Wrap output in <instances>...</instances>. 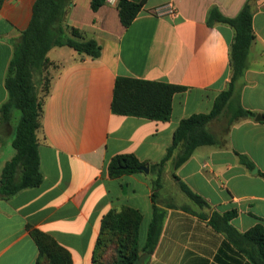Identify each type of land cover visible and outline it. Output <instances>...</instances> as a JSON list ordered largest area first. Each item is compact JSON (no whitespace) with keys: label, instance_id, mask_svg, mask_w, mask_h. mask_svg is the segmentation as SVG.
Instances as JSON below:
<instances>
[{"label":"crops","instance_id":"crops-1","mask_svg":"<svg viewBox=\"0 0 264 264\" xmlns=\"http://www.w3.org/2000/svg\"><path fill=\"white\" fill-rule=\"evenodd\" d=\"M34 2L5 0L0 9V106L7 100L4 79L12 40L28 26ZM247 2L254 41L235 95L245 110L264 118V0H147L127 28L119 21L116 4L106 2L93 12L88 0L83 17L78 0H73L63 25L95 40L101 53L90 59L57 47L47 54L56 68L37 132L43 182L9 200L0 199V264H36L38 247L28 227L67 250L72 264H92L103 216L124 207L142 216L137 237L142 264H251L207 218L213 212L232 213L230 225L239 233L264 230V121L242 118L217 130L213 126L224 117L213 120L207 128L216 145L197 148L176 170L172 159L165 164L156 199L164 220L150 255L141 250L152 219L153 177L142 172L109 178L107 172L111 158L118 155L158 163L182 119L211 111L231 80L234 32L222 24L208 27L207 14L216 7L226 18H234ZM168 6L172 15L166 13ZM55 50L53 59L49 53ZM119 77L183 88L172 98L169 121L114 115L111 101ZM19 117L15 110L10 123L0 129V178L15 155L11 143ZM238 155L254 168L248 170ZM173 175L209 208L181 198Z\"/></svg>","mask_w":264,"mask_h":264},{"label":"trees","instance_id":"trees-1","mask_svg":"<svg viewBox=\"0 0 264 264\" xmlns=\"http://www.w3.org/2000/svg\"><path fill=\"white\" fill-rule=\"evenodd\" d=\"M5 0H0V9ZM73 0H35L28 26L17 39L12 40V56L4 79L7 100L0 106V129L7 126L16 110L20 113L12 148L13 158L8 161L0 178V199L9 200L18 193L34 189L43 182L39 168L37 132L40 128L43 105L49 95L52 75L50 69L56 66L47 58L53 48L68 47L82 57L97 59L101 47L93 39H85L79 30L63 25L68 6ZM147 0H117L119 21L124 28L131 25ZM107 0H90V9L98 11ZM251 7L245 3L237 16L226 18L216 7H211L206 25L229 26L233 32L230 46L231 80L227 88L214 100L208 114H194L182 119L173 133L171 145L164 157L155 164L140 162L134 155L125 154L111 158L107 166L109 178L142 173L147 167L152 179V219L147 230V239L142 253L150 255L155 250L164 220V213L156 206L161 189V175L165 164L172 159L173 169H178L202 146L217 144L215 136L207 125L226 118V127L242 118H254L256 114L245 110L235 95V83L243 75L249 48L254 41ZM183 88L166 83L151 82L119 77L115 81L111 112L114 115L167 122L171 117V101ZM175 154V155H174ZM174 155V157H173ZM239 161L248 170L254 165L243 155ZM264 179V174L260 173ZM179 190L197 207L209 208L207 201L194 193L177 176L173 175ZM190 212L187 208H182ZM201 219L206 216L199 215ZM232 213L221 215L213 212L208 225L223 235L238 249L251 264H264V230L255 227L246 233H239L230 225ZM141 214L129 207L112 209L102 218L99 235L92 255V264H102L105 251L111 250L113 264H142L137 246ZM29 233L38 247L36 264H72L67 250L59 246L47 234L28 227Z\"/></svg>","mask_w":264,"mask_h":264},{"label":"rangeland","instance_id":"rangeland-1","mask_svg":"<svg viewBox=\"0 0 264 264\" xmlns=\"http://www.w3.org/2000/svg\"><path fill=\"white\" fill-rule=\"evenodd\" d=\"M87 2H88V0H78V4H79L78 12L83 17L86 15V13H84V12H85V5H87ZM107 2L110 3V4H112V3L116 4L117 0H114L113 2H110L109 0H107ZM65 50L68 51V49H65ZM57 52H58V50H55L54 52L49 53V56L54 59L57 56ZM54 72H55V70L50 69V73L51 74L54 73ZM15 114L18 116L17 112H15ZM225 119L223 118L220 122L216 123L213 126V128L219 130V129H222V128L226 127V120ZM181 196H182L181 198H183V199L185 198L186 200H188L186 198V196H184L182 193H181ZM114 260H115V257H114L113 252L111 250L105 251L104 258L102 260V264H113ZM140 263H141V261H140Z\"/></svg>","mask_w":264,"mask_h":264},{"label":"water","instance_id":"water-1","mask_svg":"<svg viewBox=\"0 0 264 264\" xmlns=\"http://www.w3.org/2000/svg\"><path fill=\"white\" fill-rule=\"evenodd\" d=\"M255 121H257V122H261V121H264V118L263 117H261V116H259V115H256L255 116ZM142 171L144 172V173H148L149 172V169L147 168V167H143L142 168ZM257 171L254 169L253 170V173H256Z\"/></svg>","mask_w":264,"mask_h":264},{"label":"built area","instance_id":"built-area-1","mask_svg":"<svg viewBox=\"0 0 264 264\" xmlns=\"http://www.w3.org/2000/svg\"><path fill=\"white\" fill-rule=\"evenodd\" d=\"M110 2H113L114 0H109ZM166 13L169 15H172L174 13V10L171 6H168V8L166 9Z\"/></svg>","mask_w":264,"mask_h":264}]
</instances>
